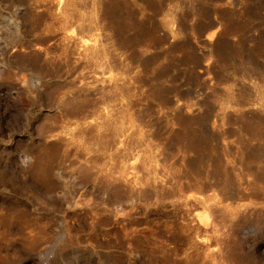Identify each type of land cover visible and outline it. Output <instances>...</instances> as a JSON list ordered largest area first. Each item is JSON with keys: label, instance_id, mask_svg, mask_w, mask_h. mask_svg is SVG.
<instances>
[{"label": "rangeland", "instance_id": "1", "mask_svg": "<svg viewBox=\"0 0 264 264\" xmlns=\"http://www.w3.org/2000/svg\"><path fill=\"white\" fill-rule=\"evenodd\" d=\"M0 264H264V0H0Z\"/></svg>", "mask_w": 264, "mask_h": 264}]
</instances>
